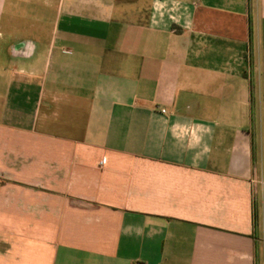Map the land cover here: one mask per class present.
I'll return each mask as SVG.
<instances>
[{
    "label": "crops",
    "instance_id": "0c3cea01",
    "mask_svg": "<svg viewBox=\"0 0 264 264\" xmlns=\"http://www.w3.org/2000/svg\"><path fill=\"white\" fill-rule=\"evenodd\" d=\"M0 264H264V0H0Z\"/></svg>",
    "mask_w": 264,
    "mask_h": 264
},
{
    "label": "built area",
    "instance_id": "2783aa9c",
    "mask_svg": "<svg viewBox=\"0 0 264 264\" xmlns=\"http://www.w3.org/2000/svg\"><path fill=\"white\" fill-rule=\"evenodd\" d=\"M162 113H167V111L163 109V110H162Z\"/></svg>",
    "mask_w": 264,
    "mask_h": 264
}]
</instances>
